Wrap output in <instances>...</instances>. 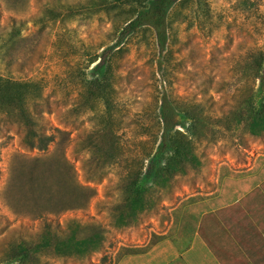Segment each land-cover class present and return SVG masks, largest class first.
Listing matches in <instances>:
<instances>
[{"label":"rangeland","instance_id":"obj_1","mask_svg":"<svg viewBox=\"0 0 264 264\" xmlns=\"http://www.w3.org/2000/svg\"><path fill=\"white\" fill-rule=\"evenodd\" d=\"M207 1L209 17L202 12L198 17L189 12L193 0L175 10L174 37L161 56L147 33L131 38L129 51L115 58L118 93L114 95L113 110L120 139L129 149L135 146V141L151 136L156 98L162 91L180 99L210 98L215 102L212 111L216 116H221L222 110L231 111L235 98L245 93L250 58L264 52V0ZM87 2L0 0V41L8 35L13 23L26 22V27L21 26L18 43L7 55L5 63L9 69L2 63L0 72L42 83L44 90L37 100V111L44 118L46 132L54 135L46 151L28 148L22 141L23 127L1 123L0 242L11 238L15 231H36L44 217L14 215L3 202L9 166L24 165L18 157L11 159L17 153L26 156L51 153L54 158L65 154L74 162L79 178L95 187L97 194L87 209L49 217L61 222L70 217L82 220L97 217L111 232V245L105 252L94 254L91 263L49 255L43 257L41 264H111L123 247L140 249L159 237L178 238L181 230L191 232L203 215L219 209H228L233 223L254 220L264 228V202L254 198L260 192L264 194V137L246 136L242 141L224 136L216 143L201 146L206 159L203 169L184 176L173 199L163 202L156 214L130 229H111L107 208L98 202L118 196V171L113 168L108 177L95 183L84 179L82 168L87 155L85 135L96 117L80 100L82 86L78 78L92 70L85 68L81 56L87 50H96L100 41L107 42L106 46L112 44L107 38L111 23L106 11H94ZM51 4L58 10L66 8L74 13L66 21L54 24L48 21ZM256 99L258 103L264 101V91L260 90ZM106 253L109 258L102 261Z\"/></svg>","mask_w":264,"mask_h":264},{"label":"trees","instance_id":"obj_2","mask_svg":"<svg viewBox=\"0 0 264 264\" xmlns=\"http://www.w3.org/2000/svg\"><path fill=\"white\" fill-rule=\"evenodd\" d=\"M190 1L87 2L94 11H106L111 23L107 38L112 44L106 46L107 42L100 41L96 50H87L81 56L85 68L92 70L89 75L78 78L82 86L80 100L96 117L85 135L87 155L82 168L84 179L97 183L116 167L118 196L98 202L107 208L114 231L138 226L156 214L163 202L173 199L181 179L203 169L206 159L200 148L204 143H216L224 136L238 137L242 141L246 136L264 137V101L258 103L256 99L257 93L264 91V52H261L251 56L246 67L249 82L245 93L235 98L231 111L222 110L221 116H216L212 111L215 102L210 98L203 101L180 99L162 91L156 98L155 118L148 140L135 141L132 149L121 141L113 110L114 95L118 93L115 58L129 51L127 45L131 38L147 33L152 36L161 56L174 37L173 13ZM51 5L48 21L54 24L66 21L74 13L71 9L58 10ZM189 12L197 17L202 12L209 17V2L193 0ZM21 26L26 27V22L13 23L8 35L0 41V65L7 62L9 51L18 43ZM251 81L253 83L249 84ZM43 90L38 80L17 79L0 72V125L18 124L25 129L22 141L28 148L46 151L54 135L46 132L44 118L37 111V100L42 97ZM38 165L43 179L42 191L48 194L44 205L56 211V216L90 206L97 194L96 188L79 182L76 166L65 154L57 160L39 161ZM254 198L264 202L262 192ZM49 216L44 215L36 231H15L11 238L1 241L0 264H41L43 257L49 255L91 263L94 254L105 252L111 245L110 229L97 217L87 220L70 217L61 222ZM230 217L228 209L208 212L199 219V232L224 264L235 261H239L236 264H264V228L259 227L260 222L233 223ZM163 238H156L140 249L123 247L111 264H117L126 254L146 252ZM107 255L101 260L107 261Z\"/></svg>","mask_w":264,"mask_h":264},{"label":"crops","instance_id":"obj_3","mask_svg":"<svg viewBox=\"0 0 264 264\" xmlns=\"http://www.w3.org/2000/svg\"><path fill=\"white\" fill-rule=\"evenodd\" d=\"M14 157H18L24 165L18 168L11 164V160L2 191L4 204L17 216L35 219L43 215H57L56 211L44 205L47 203L48 194L42 191L43 179L37 163L58 158H54L51 153L41 156L17 153L11 159ZM78 180L81 184L89 186L79 175ZM181 232L178 238L161 239L146 252L124 255L117 264H224L199 232V223L191 232Z\"/></svg>","mask_w":264,"mask_h":264}]
</instances>
